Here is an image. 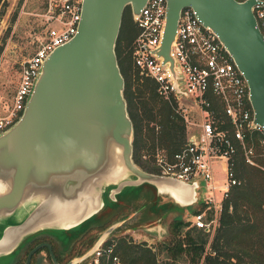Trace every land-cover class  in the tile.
I'll list each match as a JSON object with an SVG mask.
<instances>
[{"label": "water", "instance_id": "water-1", "mask_svg": "<svg viewBox=\"0 0 264 264\" xmlns=\"http://www.w3.org/2000/svg\"><path fill=\"white\" fill-rule=\"evenodd\" d=\"M147 1L83 0L78 32L49 55L21 119L0 134V256L15 252L39 231L75 229L104 210L106 194L117 200L128 186L193 189L195 195L198 183L145 171L133 159L134 124L116 44L126 7L136 17ZM167 1L156 53L169 64L174 79L172 48L181 11L192 7L243 72L255 123L264 129V34L253 11L257 1ZM118 225L112 224L86 253L67 263L59 261L46 241L33 247L23 264H32L43 248L52 264H81Z\"/></svg>", "mask_w": 264, "mask_h": 264}, {"label": "built area", "instance_id": "built-area-1", "mask_svg": "<svg viewBox=\"0 0 264 264\" xmlns=\"http://www.w3.org/2000/svg\"><path fill=\"white\" fill-rule=\"evenodd\" d=\"M245 2L247 0H237ZM253 7L264 34V0ZM83 0H49L47 31L37 51L22 63L21 82L14 94L8 115L0 117V134L8 131L22 117L26 104L49 55L70 41L78 32ZM168 1L148 0L133 20L138 34L133 41L134 66L141 75L151 78L157 92L172 105L186 128L181 148L169 153L158 148L153 164L159 174L198 183L201 196L197 205L204 208L192 215V225L211 232L219 224L225 201L242 180L235 170V156L264 170L255 160L259 147L264 156V129L255 123L250 89L243 72L218 35L205 26L192 7L184 8L172 48L176 79L168 63L156 53L166 25ZM222 163L223 184L216 176V165ZM212 211L210 217L208 212ZM113 246L102 245L95 252L96 262ZM113 256V261L118 260Z\"/></svg>", "mask_w": 264, "mask_h": 264}, {"label": "trees", "instance_id": "trees-1", "mask_svg": "<svg viewBox=\"0 0 264 264\" xmlns=\"http://www.w3.org/2000/svg\"><path fill=\"white\" fill-rule=\"evenodd\" d=\"M137 34L138 27L133 20L132 9L127 6L116 53L125 78L124 95L128 112L134 124L133 159L145 171L159 174L160 171L153 164L155 151L158 148L169 153L178 151L186 141L187 130L170 102L157 92L155 82L141 75L134 66L133 41ZM257 146L255 160L264 166L262 149ZM235 170L242 182L232 189L225 201L219 224L213 231L206 232L193 226L191 221H186L184 215L179 214L178 218L170 222L168 237L157 245L158 250L147 242L136 243L130 235H124L114 242L110 239L105 241L103 245L113 246V253L108 260L102 257L99 264H114L115 255H120L124 264H264V170L246 163L240 154L235 156ZM132 198L134 196L126 201L130 202ZM126 201L121 205L122 208L128 204ZM148 201L151 202L150 199ZM121 207L112 209L103 217L98 218L104 210L94 216L92 228L105 231L116 223V211ZM203 208L204 205H197L194 213ZM242 212L244 217H241ZM208 215L211 217L213 212L209 210ZM99 236L97 233L91 236L83 249L70 255L66 262L86 253ZM44 241L51 242L59 261L66 263L52 238L36 239L35 245ZM42 250L47 251L51 261L47 248L37 253ZM159 252L165 254L162 263L158 260Z\"/></svg>", "mask_w": 264, "mask_h": 264}, {"label": "rangeland", "instance_id": "rangeland-1", "mask_svg": "<svg viewBox=\"0 0 264 264\" xmlns=\"http://www.w3.org/2000/svg\"><path fill=\"white\" fill-rule=\"evenodd\" d=\"M48 9L49 0H3L0 5V117L8 115L12 109L13 97L21 82L22 63L34 55L46 35ZM186 130L187 134L193 131L192 128H186ZM221 168L222 163L218 162L216 165V176L219 184H223V179L225 178ZM132 196L136 199L132 198L130 202L126 201ZM105 198L106 206L98 218L103 217L118 206L121 207L125 201L128 203L124 208L121 207V209L116 211L117 216L114 220L119 222V225L107 238V240L110 239L112 242L120 236L130 235L134 242H147L157 249V245L168 237L170 222L178 218L180 214L179 211L177 215L169 214L165 219L167 227L155 232L153 229L147 230L155 226L160 218L159 213L152 214V211H155L157 207L154 200L155 196L149 186H128L117 195L119 201L112 200L107 194ZM149 199L151 202L148 201ZM196 207L197 204L189 207L183 219L190 221V218H186L185 216L193 215ZM241 217H244V212L241 213ZM219 221L220 217L218 216ZM94 222L95 220L93 221V219L89 220L69 232L63 230H43L35 233L34 238H28V240H25L20 245V247L23 245V253L12 264H21L26 260L28 251L31 247L35 246L36 239L48 237L55 241L51 235L65 240L63 241L65 244L63 246L55 241V247L59 255H64L62 256V260L66 262L70 255L78 253L80 249H83L80 242H76L73 251H69L68 246H70L71 241L74 242L76 237L80 238L79 236H81L82 232L92 226ZM96 233L100 235L102 231L94 230L92 235ZM42 254L47 257V251L42 250L34 256L32 264H36L37 258ZM108 254L105 253V256H103L106 260L109 259ZM118 257V260L114 261V264H124L120 255ZM164 259L165 254L159 252V262L162 263ZM48 264H52L49 259ZM81 264L99 263L96 262L94 254Z\"/></svg>", "mask_w": 264, "mask_h": 264}, {"label": "crops", "instance_id": "crops-1", "mask_svg": "<svg viewBox=\"0 0 264 264\" xmlns=\"http://www.w3.org/2000/svg\"><path fill=\"white\" fill-rule=\"evenodd\" d=\"M146 186H149L151 188V191L153 192V195L155 196L154 200H155V204H156L157 209L155 211H152V214H156V213L160 214L159 222L155 226L147 229V230L153 229V230H155V232L159 231V229H162V228L165 229L167 227L165 219L168 217L169 214H176L177 215L180 212V214L184 215L188 211L189 207H193L194 205L198 204L200 196H201L200 187H198V189L195 190V193H194L195 195L193 196L192 195L193 189H192V193L189 191H186L185 189H181L178 192L173 193L172 191L169 192L168 190H164L162 188H156L152 185H146ZM191 195H192V197H191ZM188 196L191 197L190 200L184 199ZM192 198H194V200L195 199H198V200L196 202H193L194 200H192ZM191 201L193 203H191ZM185 217L190 218V221L192 219V215H187ZM64 231L69 232L71 230H64ZM34 236L35 235L33 234V235L29 236L28 238L32 239V238H34ZM51 236H53L55 241L59 242L60 245L63 246V244H64L63 241H65V240L58 239V237H56L54 235H51ZM28 238L26 240H28ZM22 246L17 248V250H15V252H13L11 254L1 255L0 256V264H12L23 253L24 249ZM62 256H64V255H62ZM36 264H48L47 257L42 254L41 256H39V258H37Z\"/></svg>", "mask_w": 264, "mask_h": 264}, {"label": "flooded vegetation", "instance_id": "flooded-vegetation-1", "mask_svg": "<svg viewBox=\"0 0 264 264\" xmlns=\"http://www.w3.org/2000/svg\"><path fill=\"white\" fill-rule=\"evenodd\" d=\"M94 225H92V226H90V227H88V229L87 230H84V232H82V234H81V236H79L80 238H78V237H76L75 239H74V242H72L71 241V244H70V246H68V250L69 251H73V249H74V247H75V244H76V242H80V244H81V247L82 246H84L85 244H86V242L91 238V236H93L92 235V232L94 231V229L92 228ZM44 242H46V241H44ZM49 242V241H48ZM40 243H42V242H40ZM51 243V242H50ZM39 244V243H38ZM37 245V244H36ZM35 245V246H36ZM34 246V247H35ZM54 246V245H53ZM33 248V247H32ZM31 248V249H32ZM30 249V250H31ZM29 250V251H30ZM55 250V249H54ZM28 251V252H29ZM49 253V252H48ZM37 254V253H36ZM35 254V255H36ZM62 257V256H61ZM51 259V258H50ZM71 260V259H70ZM69 260V261H70ZM67 263V262H66Z\"/></svg>", "mask_w": 264, "mask_h": 264}, {"label": "bare ground", "instance_id": "bare-ground-1", "mask_svg": "<svg viewBox=\"0 0 264 264\" xmlns=\"http://www.w3.org/2000/svg\"><path fill=\"white\" fill-rule=\"evenodd\" d=\"M169 190L172 191L173 193H176V189L175 188L170 187Z\"/></svg>", "mask_w": 264, "mask_h": 264}]
</instances>
